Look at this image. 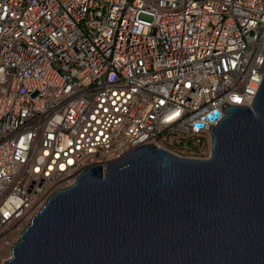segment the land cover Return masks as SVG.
I'll list each match as a JSON object with an SVG mask.
<instances>
[{
    "label": "built area",
    "instance_id": "2783aa9c",
    "mask_svg": "<svg viewBox=\"0 0 264 264\" xmlns=\"http://www.w3.org/2000/svg\"><path fill=\"white\" fill-rule=\"evenodd\" d=\"M263 79L264 0H0V245L140 145L209 157Z\"/></svg>",
    "mask_w": 264,
    "mask_h": 264
},
{
    "label": "water",
    "instance_id": "95a60500",
    "mask_svg": "<svg viewBox=\"0 0 264 264\" xmlns=\"http://www.w3.org/2000/svg\"><path fill=\"white\" fill-rule=\"evenodd\" d=\"M224 111L209 157L144 144L86 169L4 264H264V79L252 106Z\"/></svg>",
    "mask_w": 264,
    "mask_h": 264
},
{
    "label": "rangeland",
    "instance_id": "374dc122",
    "mask_svg": "<svg viewBox=\"0 0 264 264\" xmlns=\"http://www.w3.org/2000/svg\"><path fill=\"white\" fill-rule=\"evenodd\" d=\"M12 253L11 246L8 244L0 245V264H4V262L10 258Z\"/></svg>",
    "mask_w": 264,
    "mask_h": 264
}]
</instances>
